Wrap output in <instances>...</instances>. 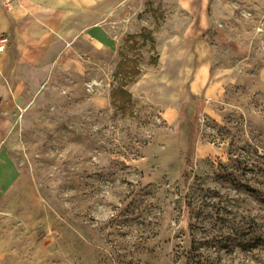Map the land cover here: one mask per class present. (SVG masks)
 I'll use <instances>...</instances> for the list:
<instances>
[{"label":"rangeland","instance_id":"374dc122","mask_svg":"<svg viewBox=\"0 0 264 264\" xmlns=\"http://www.w3.org/2000/svg\"><path fill=\"white\" fill-rule=\"evenodd\" d=\"M201 19L128 0L112 46L32 68L2 144L0 264H264V0H208ZM204 41L212 94L187 89Z\"/></svg>","mask_w":264,"mask_h":264},{"label":"crops","instance_id":"0c3cea01","mask_svg":"<svg viewBox=\"0 0 264 264\" xmlns=\"http://www.w3.org/2000/svg\"><path fill=\"white\" fill-rule=\"evenodd\" d=\"M128 0H0V34L8 39L4 52L0 53V163L10 154L2 146L14 129L13 114L25 108L22 103L29 92L30 72L39 68L42 61L53 52L52 48H66L76 41H86L95 47L112 46L114 37L110 33L109 17ZM180 4L195 16L204 15V33L208 22V0H179ZM204 4V11H203ZM104 16L99 21L97 16ZM196 20V19H195ZM202 26V27H201ZM196 29L193 24L183 36L199 37L203 25ZM197 32V34H195ZM61 51L52 59L53 65ZM201 56V55H200ZM202 57V56H201ZM210 49L204 41V57L198 58L187 89L212 94L216 85L211 68ZM5 138V139H4ZM10 181L15 179V168L4 165Z\"/></svg>","mask_w":264,"mask_h":264},{"label":"trees","instance_id":"16d2710c","mask_svg":"<svg viewBox=\"0 0 264 264\" xmlns=\"http://www.w3.org/2000/svg\"><path fill=\"white\" fill-rule=\"evenodd\" d=\"M127 74H129V76L126 77V74H124V77H122L121 81H114L116 85H114L111 90L112 100L120 102L121 105L130 104L132 102V95L128 86L134 81V78L130 76V72H127ZM138 75L139 73H137V76Z\"/></svg>","mask_w":264,"mask_h":264},{"label":"built area","instance_id":"2783aa9c","mask_svg":"<svg viewBox=\"0 0 264 264\" xmlns=\"http://www.w3.org/2000/svg\"><path fill=\"white\" fill-rule=\"evenodd\" d=\"M8 45V39L4 34H0V53L4 52Z\"/></svg>","mask_w":264,"mask_h":264}]
</instances>
